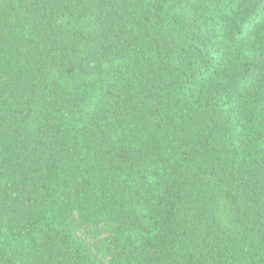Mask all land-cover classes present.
I'll return each mask as SVG.
<instances>
[{
  "label": "trees",
  "instance_id": "obj_1",
  "mask_svg": "<svg viewBox=\"0 0 264 264\" xmlns=\"http://www.w3.org/2000/svg\"><path fill=\"white\" fill-rule=\"evenodd\" d=\"M0 264H264V0H0Z\"/></svg>",
  "mask_w": 264,
  "mask_h": 264
}]
</instances>
